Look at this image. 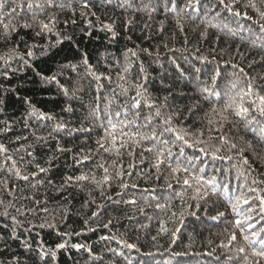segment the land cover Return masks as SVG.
Masks as SVG:
<instances>
[{"label": "trees", "instance_id": "trees-1", "mask_svg": "<svg viewBox=\"0 0 264 264\" xmlns=\"http://www.w3.org/2000/svg\"><path fill=\"white\" fill-rule=\"evenodd\" d=\"M28 2L8 0L5 6V11L17 4L23 6L17 8L13 18L17 25L31 21ZM59 2L63 8L48 9L58 20L54 33L36 36L33 29L18 28L12 36L13 41L22 36L28 45L37 46L35 56L26 57L32 68H22L11 80L0 77V89L20 86V96L29 97L37 109L53 117L43 121L29 117V106L11 93L0 111V121L11 125L6 130L5 124L0 123V144L8 149L7 153H0V201H3L0 204V264H239L237 248L243 246V241L239 239V231L232 227L235 214L219 194L221 189L213 193L210 185L195 181L184 185L187 173H173L168 163L174 167L175 160L165 157H160L165 162L157 170V151H144L153 142L135 147L132 154L122 150L118 163L123 165V182L129 185L126 189L120 187L119 177L110 186L103 185V189L89 181L73 180L68 184L65 181L82 173L102 179L103 170L97 168L102 161L96 152V141L104 134L101 123H107L104 110L109 102L113 112L120 110L128 99L119 95L118 85L122 82L118 73L124 74L123 68L127 66L130 72L124 75L135 81L142 75L141 65L148 76L145 86L150 101L160 105L168 97L167 107L162 111L174 116L173 124L188 133L190 142L224 135L237 145L232 150L228 145L222 147L218 155L225 159L204 156L199 152L203 145L185 147L184 156L179 157L183 166L205 179L215 176L218 185L227 183L230 188L245 182L251 185L253 179L264 180V134L260 132L264 118L257 116L249 128L235 117H229L231 122L222 121L210 111L213 104L219 107L217 98L210 97L212 103H209L200 92L201 87L211 84V76L217 70L223 78L222 90L231 80L243 81L241 68L248 77H255L258 88H264V33L252 20L235 17L222 7L218 9L219 15L206 13V8L215 0H201L198 11L184 10L188 0H90L88 9L81 7L82 0ZM173 2L177 5L175 10ZM255 2L264 10L261 0ZM246 3L247 0H239L236 10L247 11L249 17L258 19L251 8L245 7ZM81 12L88 15L82 17ZM39 18L46 19V16ZM105 24L111 25L112 31L106 30ZM213 24L217 26L212 27ZM65 36H71L72 41L56 45L57 39ZM24 42L22 51L26 50ZM6 50L0 42V54ZM129 50L137 55L133 57ZM84 54L97 73L112 77L111 82L96 81L86 74L82 66ZM72 64L81 65L78 72L66 67L59 77L60 83L69 89L68 96L54 82L42 84L34 71L38 69L49 76L61 65ZM181 69L186 75H181ZM134 94L132 91L129 96ZM97 105L102 120L94 117ZM68 106L71 111H65ZM139 110L142 117L154 111L145 106L143 98ZM209 120L213 121L211 125ZM154 122L159 124V120ZM58 123L65 127L53 132ZM209 128L220 130L209 132ZM36 136L46 137L47 142L38 143ZM17 137L28 139L17 140ZM166 138L171 146L174 137L169 134ZM209 143L221 147L219 140ZM57 146L70 151L57 152ZM180 146L183 145L177 142L172 151L177 153ZM17 149L21 150L17 152ZM241 149L242 156L238 154ZM106 154L102 153L104 161L117 160L115 155ZM8 156L12 159L8 160ZM85 156L91 158L77 162ZM196 156L200 159L189 165L185 157ZM229 156L232 159H227ZM50 157H55L51 165L47 163ZM243 158L248 164L243 163ZM36 164L49 170L38 173ZM17 168L21 175H29L28 181L16 176ZM199 168H204V172L198 173ZM109 171L114 173L111 167ZM255 186L264 188L260 183ZM132 200L134 204L127 202ZM9 204L13 206L8 207ZM6 207L9 215L3 216ZM12 216L19 224L13 223ZM41 224L45 227H39ZM162 225L166 232L161 231ZM233 231L237 232V241L229 239ZM59 243H66V247L57 249ZM73 245L83 247L77 249Z\"/></svg>", "mask_w": 264, "mask_h": 264}, {"label": "snow or ice", "instance_id": "snow-or-ice-1", "mask_svg": "<svg viewBox=\"0 0 264 264\" xmlns=\"http://www.w3.org/2000/svg\"><path fill=\"white\" fill-rule=\"evenodd\" d=\"M8 3V0H0V42H3L7 50L0 54V77H3L5 80H11L12 76L15 75L22 68H32V64L29 59L35 56L34 49L36 45H28L24 42V38L21 36L19 40L13 41L12 36L18 32V28L33 29L36 36H42L46 34H52L56 30V25L58 20L55 15L48 13L49 8L60 7L63 8V3H60L59 0H29L27 3V9L31 12V21H24L23 23L17 25L13 22L14 16L17 14V8L22 9V5L17 4L15 7H11L10 11H5V6ZM90 0H82L81 7L84 9L89 8ZM239 0H215L210 6L206 8L207 12H216L219 15L218 9L223 8L224 11L231 13L235 17H240L247 20H252V23L256 24L259 27V31L264 33V10L257 6L255 0H247L245 4L246 8H251L257 15L258 19H253L249 17L247 11L241 12L236 10ZM261 3L264 4V0H261ZM201 5V0H188L187 4L184 6V10L191 9L193 11H198L199 6ZM177 5L173 2L172 9L175 10ZM45 15L46 19H40L39 17ZM73 15H75V10H73ZM80 15L87 16V12H81ZM95 15V13H92ZM67 23V22H65ZM72 23H75L73 20ZM212 27L217 25L213 24ZM106 30L112 31V26L105 24L103 26ZM181 30H183L181 26ZM243 30V29H241ZM59 36V33H56ZM113 36L115 33L113 32ZM65 40L72 41L71 36H65L61 39H57L56 45H62ZM25 43V51L21 50V43ZM52 45L49 44L48 49L51 50ZM131 55L135 57L137 54L135 51L129 50ZM43 54V50H42ZM27 57V58H26ZM198 59L206 60V57H198ZM175 63V61H174ZM15 64H19L20 67H14ZM81 65L72 64V65H61L56 73L46 76L42 71L34 69L36 75L40 78L42 84L46 83H55L59 90L65 95H69V89L64 87L60 83L59 77L63 76L65 68L70 67L73 72H78V69ZM82 66L85 69L87 75H91L95 78L96 81L101 79L108 80L111 82L112 77L105 76L103 73H97V71L89 64L87 54L82 56ZM176 67L179 69L180 66L177 64ZM234 68L238 67L233 65ZM181 75H185L181 69ZM197 72H200V69H196ZM130 72V68L125 66L123 68V73L127 74ZM141 76L137 77L135 81L128 80L126 75L118 73V79L122 82L118 85L121 89L119 95L128 97L124 105L121 106L120 110L113 112L109 106H106L103 116L107 118L106 125L102 122L101 127L104 130L103 136L97 139V155L100 156L101 161L97 164V168L103 170V177L101 180H97L94 174L91 173H82L77 177H67L65 183H71L75 180L77 183L89 181L103 189V185L107 184L110 186L111 181L119 177L121 180L120 187L128 188L129 185L126 182H123L124 169L123 165L118 163L119 157L123 155L122 150L126 151L128 154H132V151L135 147H143L145 142H153L151 146L144 147V151L152 152L157 151L158 162L155 165L157 170L161 163H164V159L160 157H165V159L175 160V166L171 162L168 163V167L173 173H180L181 171L187 173L183 179L184 185H189L190 181H195L196 183L203 182L206 185L211 186V191L213 193L217 192V189L220 188L219 194L222 195L227 201L231 208L232 213H234V218L231 221L232 227L239 231V239L243 241V246L237 248V253L239 254V264H261V261H264V188H259L255 185L258 183L264 184V180L257 181L253 179L251 185L247 182L244 184H239L235 188H230L229 184L225 183L222 186L217 184L216 177L213 176L211 179H205L203 175L194 174L190 172L189 167H185L181 164L179 157L184 156L185 147H195L197 145H203L199 147V152L203 153L204 156L211 155L216 159H225L224 156L218 155L224 145L229 146V150L236 149L237 145L231 143L226 136L219 135L217 137L209 136L208 141L206 140H196L190 142L187 138L188 133L184 132L181 128L173 124L174 116L172 114L165 115L162 109L167 107L168 97H164V102L160 105H157L155 101H150V98L147 95L146 82L148 76L145 74L143 66L140 67ZM239 72L244 76V80L239 78L229 81L228 85L222 90L220 87V82L222 81L221 73L217 70L211 76V84L205 85L200 88L201 94L204 96V99L212 103L210 97H216L217 103L213 104L210 111L216 116L220 117L222 121H229V117H235L238 121H243L245 128H249L254 125L257 120V116L264 118V88H258L255 83V77H248L244 70L241 68ZM19 87L13 88H3L0 89V111L3 110L4 106L7 103V96L9 93L16 96V99L22 101L24 104L28 105L30 108L29 117L35 118L38 121L51 120L53 117L50 114L44 113L36 108L32 104L31 99L27 96L19 95ZM134 91V95L129 96V93ZM115 94V89H113ZM144 99V104L149 110H154L153 114L141 116L140 106L141 99ZM99 99V97H97ZM65 111H71V107L68 106ZM253 113L256 115L254 116ZM94 117L97 120H102L103 117L100 114L99 105L94 109ZM118 118V119H115ZM131 117V118H129ZM159 120V124L154 121ZM143 121V122H141ZM219 122V121H218ZM231 122V121H229ZM0 123L5 124V129L10 130L11 125L7 121H0ZM213 123L212 120H209V124ZM25 126L27 127V120H25ZM221 123V127H222ZM63 124H56L53 128V132L64 128ZM219 131L220 129L209 128L211 131ZM255 131V128L252 129ZM260 132L264 134V127L260 129ZM171 134L174 138L171 141V146L169 139L166 137ZM35 135V134H34ZM203 136V133L200 134ZM48 136H52V132L48 133ZM37 142H47L46 137L36 136ZM54 138V137H53ZM24 139L27 140V137H17V140ZM219 140L221 147H214L209 141ZM179 142L180 146L178 152L174 153L172 151V146H177ZM162 145V148H157L156 145ZM21 149H17L19 152ZM70 151V149H65L60 146H57V152ZM8 149L4 144H0V153H7ZM243 149L238 153L242 156ZM102 153H107L109 156L115 155L117 160L108 161L103 160ZM28 155H32L31 152ZM55 157H50L47 163L51 165L52 159ZM91 157L85 156L82 160L77 161L82 163L84 160H88ZM8 160H11L12 157L8 156ZM188 164H193V160H199L200 157L196 156L192 159L185 157ZM227 159H232V157H227ZM243 163L248 164V160L243 158ZM15 165V162H13ZM114 169V173L109 171V168ZM38 173L47 172L49 169L41 167L39 164H36ZM119 170H116V169ZM198 173H203L204 168L197 169ZM38 173H31L32 176L38 175ZM131 175V173H128ZM239 175H244L240 173ZM16 176L28 181L29 175H21L20 170L16 169ZM239 178V177H238ZM247 181V177H245ZM38 183H42L38 181ZM171 185H169L170 187ZM32 187H36L35 184ZM135 187V185H132ZM103 195V190L101 192ZM27 198V197H26ZM108 199H111L109 196ZM128 203H135L134 200L127 201ZM3 201H0L2 204ZM39 203V201H36ZM13 205L9 204L8 207ZM160 207V205H157ZM16 211L19 213L20 209L17 208ZM47 212V208L44 209ZM141 211H143L141 209ZM3 216H8V209L5 208L2 213ZM93 215H96L94 213ZM175 215V213H173ZM220 215H223L221 213ZM215 219V217H214ZM11 220L14 224H19L15 216L11 217ZM49 227H54V225H47ZM35 227V225H33ZM39 227H45V224L39 225ZM107 227V225H105ZM161 231L166 232L167 229L162 225ZM155 239V237H154ZM230 241H237L238 236L237 232L233 231L229 237ZM128 247H135V245H127ZM223 246V245H222ZM66 247V243H59L56 245L57 249H63ZM74 248H81L82 245H73ZM51 254L55 256V252L52 250ZM47 254V253H45ZM17 259L18 258H14Z\"/></svg>", "mask_w": 264, "mask_h": 264}, {"label": "bare ground", "instance_id": "bare-ground-1", "mask_svg": "<svg viewBox=\"0 0 264 264\" xmlns=\"http://www.w3.org/2000/svg\"><path fill=\"white\" fill-rule=\"evenodd\" d=\"M186 75V74H185ZM186 100V99H185ZM65 120V119H64ZM69 121V120H68ZM160 123V122H159ZM209 123V122H208ZM208 128V127H207ZM29 134V133H28ZM34 142V141H33ZM43 143V142H42ZM43 146V145H42ZM197 147V146H196ZM48 149V148H47ZM45 154V153H44ZM107 155V154H106ZM151 157V156H150ZM193 158V157H192ZM143 161V160H142ZM151 161V160H150ZM145 165V164H144ZM164 169V168H163ZM168 170V169H167ZM158 174V173H157ZM163 180V179H162ZM176 184V183H175ZM161 185V184H160ZM177 189V188H176ZM114 190V189H113ZM110 191V190H109ZM111 193V192H110ZM122 203V202H121ZM113 209V208H112ZM117 209H118V207H117ZM116 209V210H117ZM123 211V210H122ZM121 211V212H122ZM126 211V210H125ZM50 214V213H49ZM124 214V213H123ZM55 215V214H54ZM117 215V214H116ZM122 216V215H121ZM70 221V220H69ZM71 223V222H70ZM94 223V222H93ZM93 225V224H92ZM89 226V225H88ZM85 231V230H84ZM174 247V246H173ZM180 248V247H179ZM188 252V251H187ZM194 256V255H193ZM196 258H197V256H196ZM199 259V258H198ZM169 261V260H168Z\"/></svg>", "mask_w": 264, "mask_h": 264}]
</instances>
